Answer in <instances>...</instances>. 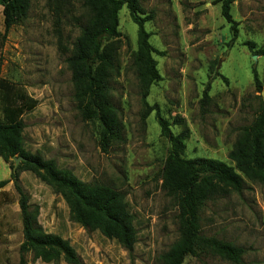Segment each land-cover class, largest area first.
<instances>
[{
    "label": "rangeland",
    "instance_id": "374dc122",
    "mask_svg": "<svg viewBox=\"0 0 264 264\" xmlns=\"http://www.w3.org/2000/svg\"><path fill=\"white\" fill-rule=\"evenodd\" d=\"M144 23L161 79L150 86L148 104L178 134L189 130L182 156L205 157L234 165L228 158L240 130L251 124L264 101V55H255L242 42L251 40L264 48V0H234L233 19L238 37L233 45L230 25L217 0H140ZM79 2L62 18L60 37L46 0H31L27 17L4 34L0 6V77L25 88L36 101L23 114V146L67 168L84 182L106 185L123 194L136 230L132 251L122 248L97 230L72 222L62 197L33 173L22 171L19 184L37 208L45 232L67 239L80 264H157L159 256L178 237L175 200L161 188L158 174L169 151L160 136L155 110L142 118L143 105L133 54L137 26L126 6L118 11L121 37L117 47V74L110 79V100L122 126V141L100 147L99 125L83 120L74 99L71 71L65 62L83 20ZM262 91L256 92L252 69ZM222 76L226 78L224 82ZM209 99L202 103L203 92ZM260 96V97H259ZM10 161L0 157V180L11 178ZM244 188L206 202L201 211V231L244 249L238 264H264V181L240 172ZM23 240L18 194L13 182L0 189V264H18ZM27 264H69L63 259L43 262L32 252ZM183 264H235L212 254L187 256Z\"/></svg>",
    "mask_w": 264,
    "mask_h": 264
},
{
    "label": "trees",
    "instance_id": "16d2710c",
    "mask_svg": "<svg viewBox=\"0 0 264 264\" xmlns=\"http://www.w3.org/2000/svg\"><path fill=\"white\" fill-rule=\"evenodd\" d=\"M79 2L83 15L80 31L65 58L74 84V99L85 121L99 125V144L106 152L112 142L122 141V126L115 106L110 100V79L117 74L116 49L111 40H118V11L122 6L129 10L131 21L137 26V50L133 54V65L137 71L143 105L142 118L155 110L160 136L169 142V151L159 171L158 179L166 195L177 205V231L175 242L163 252L157 264H183L187 256L197 257L212 254L238 264L244 249L230 242L205 235L201 231V211L207 201L225 196L230 192L240 194L244 180L240 172L251 180L264 181V101L261 99L258 115L251 124L240 130L228 158L234 162L182 156L189 130L183 128L174 134L171 124H181V118L169 122L159 115L156 104H148L146 98L150 86L161 76L153 57L156 50L149 42L150 33L144 23L152 19L146 14L140 0H46L54 18L55 29L60 37L62 18L73 4ZM223 19L230 25L233 45L238 37V23L233 19L231 6L234 0H217ZM31 0H0L4 34L17 21L27 17ZM255 55H264V48H256L251 40L242 42ZM224 82L226 78L222 76ZM256 92L262 91L257 71L252 69ZM260 97V96H259ZM209 99L203 92L202 103ZM36 101L24 87L0 77V157L14 165V157H22L16 168L11 166V178L0 180V189L13 182L18 194L21 212L23 240L20 243L18 264H27L24 255L32 252L43 262L63 259L69 264H80L74 247L58 234L45 232L37 220V208L29 203V195L19 184L22 171L33 173L40 181L60 195L69 209V218L87 230H97L108 239H115L130 252L136 243V230L132 214L122 193L102 184L84 182L71 170L60 168L50 158H43L26 150L23 146L24 122L22 116L35 107Z\"/></svg>",
    "mask_w": 264,
    "mask_h": 264
},
{
    "label": "water",
    "instance_id": "95a60500",
    "mask_svg": "<svg viewBox=\"0 0 264 264\" xmlns=\"http://www.w3.org/2000/svg\"><path fill=\"white\" fill-rule=\"evenodd\" d=\"M20 160H22V157L20 156L13 158V161H14L13 169L17 167Z\"/></svg>",
    "mask_w": 264,
    "mask_h": 264
}]
</instances>
